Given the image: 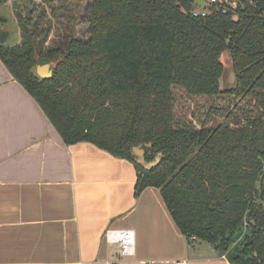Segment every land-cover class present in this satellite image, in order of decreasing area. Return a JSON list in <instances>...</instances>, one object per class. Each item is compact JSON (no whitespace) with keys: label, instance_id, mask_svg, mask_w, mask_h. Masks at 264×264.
Returning <instances> with one entry per match:
<instances>
[{"label":"trees","instance_id":"16d2710c","mask_svg":"<svg viewBox=\"0 0 264 264\" xmlns=\"http://www.w3.org/2000/svg\"><path fill=\"white\" fill-rule=\"evenodd\" d=\"M196 2L86 0L88 32L77 36L75 16L58 47L16 10L21 41L0 43V58L67 145L129 160L136 198L157 188L182 235L232 264H264V0L205 16ZM226 50L237 87L224 91Z\"/></svg>","mask_w":264,"mask_h":264},{"label":"crops","instance_id":"0c3cea01","mask_svg":"<svg viewBox=\"0 0 264 264\" xmlns=\"http://www.w3.org/2000/svg\"><path fill=\"white\" fill-rule=\"evenodd\" d=\"M90 143L67 145L0 58V264H232L182 235L157 188ZM108 229L135 232L122 262Z\"/></svg>","mask_w":264,"mask_h":264},{"label":"rangeland","instance_id":"374dc122","mask_svg":"<svg viewBox=\"0 0 264 264\" xmlns=\"http://www.w3.org/2000/svg\"><path fill=\"white\" fill-rule=\"evenodd\" d=\"M206 1V7H209L210 1ZM87 6L86 0H10L8 4L0 5V31L9 33L5 45L14 46L21 41L16 10L21 12L33 26L37 24L40 28H51L46 46L58 47L62 43L66 26L75 16L79 20L76 26L77 36L86 35L88 32V22L85 21ZM199 9V6L195 7V10L199 11ZM221 62L225 69L219 85L224 91L233 90L237 87V75L233 67L231 51L226 50L222 54ZM233 248L234 246L230 250Z\"/></svg>","mask_w":264,"mask_h":264},{"label":"built area","instance_id":"2783aa9c","mask_svg":"<svg viewBox=\"0 0 264 264\" xmlns=\"http://www.w3.org/2000/svg\"><path fill=\"white\" fill-rule=\"evenodd\" d=\"M207 4V1L204 0ZM209 5H215L217 3L221 5H227L231 6V9H236L237 7V1L238 0H209ZM200 9L199 11L195 10L193 15L194 16H205L208 14V10L205 7H201L199 5ZM227 12V9L224 11ZM105 240L108 241V243L111 246H114L117 248L118 256L120 257V261L122 262L128 257H133L136 250V239H135V232L131 229H108L105 232ZM190 238L196 239L195 237L191 236ZM95 264H115L114 261L111 260H105V262H97ZM176 264H186L185 262H178Z\"/></svg>","mask_w":264,"mask_h":264},{"label":"water","instance_id":"95a60500","mask_svg":"<svg viewBox=\"0 0 264 264\" xmlns=\"http://www.w3.org/2000/svg\"><path fill=\"white\" fill-rule=\"evenodd\" d=\"M197 4L200 5L201 7H205L206 2L204 0H196ZM9 38V33L5 32V31H0V43L4 44L6 43ZM36 72L38 73V75L42 78V79H49L50 77H52L53 73H52V66L51 64L49 65H43V66H37L36 68ZM149 147H151L149 145ZM134 154L139 156V160L138 162L140 164L145 162V150L140 148V147H136L134 149ZM161 162V158L158 157L155 161H153V163H149L147 165H145V168L147 170H151L153 169V167L158 166Z\"/></svg>","mask_w":264,"mask_h":264}]
</instances>
